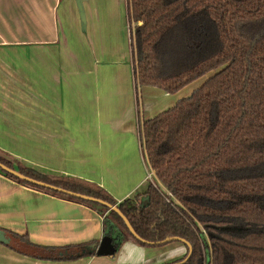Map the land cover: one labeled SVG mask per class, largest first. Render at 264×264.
Wrapping results in <instances>:
<instances>
[{"label":"trees","instance_id":"16d2710c","mask_svg":"<svg viewBox=\"0 0 264 264\" xmlns=\"http://www.w3.org/2000/svg\"><path fill=\"white\" fill-rule=\"evenodd\" d=\"M127 3L137 88L173 94L207 76L190 96L142 124L158 182L147 180L118 202L95 183L43 174L1 149L0 173L101 215L105 210L122 240L187 244L186 255L163 264H264V33L257 34L264 0ZM0 243L57 261L94 255L99 246L38 245L3 227Z\"/></svg>","mask_w":264,"mask_h":264},{"label":"crops","instance_id":"0c3cea01","mask_svg":"<svg viewBox=\"0 0 264 264\" xmlns=\"http://www.w3.org/2000/svg\"><path fill=\"white\" fill-rule=\"evenodd\" d=\"M132 38L127 0H0V149L43 174L95 183L118 202L142 189L151 172L142 124L184 88H137ZM0 227L51 247L114 239L108 255L62 261L0 243V264H163L188 252L183 241L122 240L107 214L2 173Z\"/></svg>","mask_w":264,"mask_h":264},{"label":"rangeland","instance_id":"374dc122","mask_svg":"<svg viewBox=\"0 0 264 264\" xmlns=\"http://www.w3.org/2000/svg\"><path fill=\"white\" fill-rule=\"evenodd\" d=\"M22 2V0H21ZM18 8H22V3L18 4ZM132 27V26H131ZM264 33V25L261 27L260 31L257 33L258 35L260 34H263ZM206 77L207 76H204L200 79H198L197 81L193 82L191 85L187 86L186 88H184V90L181 91V97L184 98V97H187L189 95H191L192 91L197 89L198 87H200L206 80ZM150 180L155 183V182H158L157 178H156V175H155V172L153 171V169L150 167ZM102 213L104 214L103 216H105L107 214V212L105 210L102 211ZM109 213V212H108ZM132 238V237H131ZM117 245H119L117 243ZM210 249V247H209Z\"/></svg>","mask_w":264,"mask_h":264},{"label":"water","instance_id":"95a60500","mask_svg":"<svg viewBox=\"0 0 264 264\" xmlns=\"http://www.w3.org/2000/svg\"><path fill=\"white\" fill-rule=\"evenodd\" d=\"M11 172H13V171H11ZM13 173L16 174V172H13ZM99 202L102 203V204H104L105 206L109 207L110 209H113V210L119 212V210H118L117 207H114V206H111V205H109V204H106V203H104L103 201H99ZM121 214H122V213H121ZM122 217H123V219L126 221V223L128 224V226H129V228L131 229L133 235L137 237L136 233H135L134 230L132 229L131 225L127 222V220L125 219V217H124V216H122ZM137 238H138V237H137ZM112 239H113V238H111L110 236H105V237L101 240V242H100V244H99V247H98V249H97V251H96V254H97V255H100V256L110 254L111 251H112V247H113V246H112V243L114 242V239H113V241H112ZM189 256H190V255H188V257H189ZM188 257H187V258H188ZM187 258H186V259H187Z\"/></svg>","mask_w":264,"mask_h":264},{"label":"built area","instance_id":"2783aa9c","mask_svg":"<svg viewBox=\"0 0 264 264\" xmlns=\"http://www.w3.org/2000/svg\"><path fill=\"white\" fill-rule=\"evenodd\" d=\"M149 177H150V175H149Z\"/></svg>","mask_w":264,"mask_h":264}]
</instances>
